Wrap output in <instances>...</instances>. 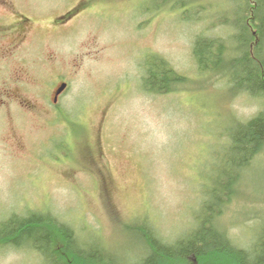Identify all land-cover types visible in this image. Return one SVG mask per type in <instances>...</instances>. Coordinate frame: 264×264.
Masks as SVG:
<instances>
[{
	"label": "rangeland",
	"instance_id": "374dc122",
	"mask_svg": "<svg viewBox=\"0 0 264 264\" xmlns=\"http://www.w3.org/2000/svg\"><path fill=\"white\" fill-rule=\"evenodd\" d=\"M231 4L0 0V25L29 19L13 27L17 37L0 41V222L49 211L82 239L101 235L121 264L143 254L124 222L146 216L162 239L180 236L205 197L203 184L225 166L231 120L263 108L261 96L201 73L192 54L198 34H233L222 25ZM155 57L184 83L169 79L172 91H147ZM237 188L216 225L244 245L264 226V152ZM0 264L46 262L34 250L0 245Z\"/></svg>",
	"mask_w": 264,
	"mask_h": 264
},
{
	"label": "trees",
	"instance_id": "16d2710c",
	"mask_svg": "<svg viewBox=\"0 0 264 264\" xmlns=\"http://www.w3.org/2000/svg\"><path fill=\"white\" fill-rule=\"evenodd\" d=\"M230 1L232 17L226 16L222 25L232 28L233 34L223 40L198 34L192 41V54L201 73L226 78L235 92L261 96L263 108L244 121L231 120L223 145L225 166L209 177L210 183L203 184L205 197L193 223L180 236L162 239L146 216L133 225L124 222L125 229L137 238L134 248L143 251L138 260L132 261L136 257L132 256L125 264H264V226L251 245H242L216 225L238 190L241 171L264 152V0ZM147 66L143 83L147 91H172L174 84L169 86L167 80H186L156 57ZM96 235L89 233L82 239L70 224L49 211L12 214L0 222L1 246L34 250L46 264H121L105 249L103 237Z\"/></svg>",
	"mask_w": 264,
	"mask_h": 264
},
{
	"label": "flooded vegetation",
	"instance_id": "af4514ba",
	"mask_svg": "<svg viewBox=\"0 0 264 264\" xmlns=\"http://www.w3.org/2000/svg\"><path fill=\"white\" fill-rule=\"evenodd\" d=\"M27 20L29 21V19H27L26 17L22 18L20 15H18L16 18H14L9 23V25H0V41H1V39H4V38L8 37L10 35L9 33L10 32H13L12 30L16 26H19L20 24H23V23H27ZM15 34H16V37H17L18 32L17 31H14L12 33V35H15Z\"/></svg>",
	"mask_w": 264,
	"mask_h": 264
},
{
	"label": "water",
	"instance_id": "95a60500",
	"mask_svg": "<svg viewBox=\"0 0 264 264\" xmlns=\"http://www.w3.org/2000/svg\"><path fill=\"white\" fill-rule=\"evenodd\" d=\"M64 86H65V83H62L60 87L58 88L57 93H59L64 88Z\"/></svg>",
	"mask_w": 264,
	"mask_h": 264
}]
</instances>
